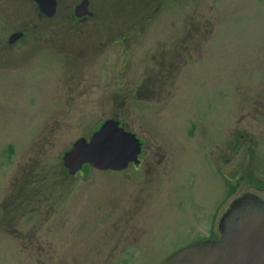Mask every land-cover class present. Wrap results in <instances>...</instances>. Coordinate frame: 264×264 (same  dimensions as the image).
Segmentation results:
<instances>
[{
    "label": "rangeland",
    "instance_id": "1",
    "mask_svg": "<svg viewBox=\"0 0 264 264\" xmlns=\"http://www.w3.org/2000/svg\"><path fill=\"white\" fill-rule=\"evenodd\" d=\"M82 1L0 0V264H161L199 214L264 200V0H90L87 22ZM109 118L142 168L68 177Z\"/></svg>",
    "mask_w": 264,
    "mask_h": 264
},
{
    "label": "water",
    "instance_id": "2",
    "mask_svg": "<svg viewBox=\"0 0 264 264\" xmlns=\"http://www.w3.org/2000/svg\"><path fill=\"white\" fill-rule=\"evenodd\" d=\"M39 11L54 17L58 0H34ZM90 0L75 8V16H93ZM24 33L14 32L8 43L13 45ZM142 144L138 135L119 120L108 119L90 137L75 141L62 160L69 174L76 175L88 164L98 170H125L139 164ZM221 222L223 235L215 241L193 243L175 251L161 264H264V201L255 195L234 200Z\"/></svg>",
    "mask_w": 264,
    "mask_h": 264
},
{
    "label": "flooded vegetation",
    "instance_id": "3",
    "mask_svg": "<svg viewBox=\"0 0 264 264\" xmlns=\"http://www.w3.org/2000/svg\"><path fill=\"white\" fill-rule=\"evenodd\" d=\"M77 18V17H76ZM87 18H92V16H89V15H87V16H84L83 18H77L79 21H81V22H84V21H82V20H84V19H86V22H87ZM188 24H190V21H188ZM187 26V25H186ZM188 30L189 31H186V33H185V36H187L188 38H190L189 36H190V34H191V32H192V29H191V27H190V29L188 28ZM153 56H154V54L153 55H151V54H144V58H146V59H153ZM164 57H167V55H164ZM164 57H162L163 59H164ZM162 64H164V62H162ZM155 68H153V70H154ZM170 70H171V68H170ZM152 70H150V72H151ZM152 72H154V71H152ZM146 75H148V73L146 72L145 73ZM163 77H164V75L166 74V72L164 71L163 73ZM171 78H173V77H171ZM156 85H158V84H156ZM160 85V84H159ZM134 93V92H133ZM144 148V147H143ZM143 152V151H142ZM142 154V153H141ZM140 157V159H141V163H139V164H136V165H133V167L134 168H136V170H140L141 168H142V163H143V158H142V156L140 155L139 156ZM127 168H129V166L127 167ZM126 168V169H127ZM169 172H173V170L172 169H170L169 170ZM220 207V206H219ZM219 207L216 209V211L219 209ZM214 212V214H213V216L211 217V218H209V223H206V222H204L205 220H204V218H203V214H204V212L203 213H201V214H199V219H200V223L199 224H196L197 225V227H199V229L198 230H196L197 232H199V234L200 235H204V236H201L200 238H198V239H196V241L195 240H193L194 242L193 243H195V242H202V241H204V240H215V239H219L221 236H222V234H223V232H222V228H221V222H222V220H223V216H224V213H222V214H218V212H219V210H218V212ZM9 223H8V225H6V226H3V227H0L6 234H9L10 236L11 235H13V236H16V233H17V231L16 230H14V217H10V221H8ZM205 226H209V228L208 229H204V227ZM192 242V241H191ZM193 243L192 244H189V245H193ZM189 245H186V246H189ZM186 246H183V247H186ZM182 249V248H181Z\"/></svg>",
    "mask_w": 264,
    "mask_h": 264
},
{
    "label": "trees",
    "instance_id": "4",
    "mask_svg": "<svg viewBox=\"0 0 264 264\" xmlns=\"http://www.w3.org/2000/svg\"><path fill=\"white\" fill-rule=\"evenodd\" d=\"M84 167H88V168H90V169H91V167H90V166H88V165H85ZM84 167H83V168H84ZM65 173H66V174L68 175V177H70V178H73V177H76L77 175H79V174H77V175H75V176H73V175L71 176L67 170H66V172H65ZM67 175H66V176H67ZM19 197H20V196H19ZM22 205H24V204H22ZM24 207H26V205H24ZM23 212H24V211H23Z\"/></svg>",
    "mask_w": 264,
    "mask_h": 264
}]
</instances>
